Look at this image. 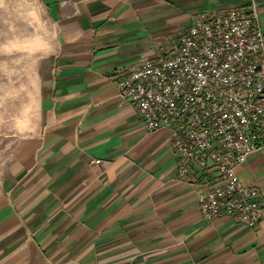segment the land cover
Returning a JSON list of instances; mask_svg holds the SVG:
<instances>
[{"label":"crops","instance_id":"1","mask_svg":"<svg viewBox=\"0 0 264 264\" xmlns=\"http://www.w3.org/2000/svg\"><path fill=\"white\" fill-rule=\"evenodd\" d=\"M39 1L56 33L0 178V264H264V213L254 225L205 217L211 173L180 174L169 130H148L116 90L121 69L202 14L253 1L264 29V0ZM235 171L264 196V147Z\"/></svg>","mask_w":264,"mask_h":264},{"label":"built area","instance_id":"2","mask_svg":"<svg viewBox=\"0 0 264 264\" xmlns=\"http://www.w3.org/2000/svg\"><path fill=\"white\" fill-rule=\"evenodd\" d=\"M116 90L148 130H169L180 174L211 173L198 192L205 217L260 220L264 196L235 171L264 147V29L253 1L202 14L158 55L121 69Z\"/></svg>","mask_w":264,"mask_h":264},{"label":"rangeland","instance_id":"3","mask_svg":"<svg viewBox=\"0 0 264 264\" xmlns=\"http://www.w3.org/2000/svg\"><path fill=\"white\" fill-rule=\"evenodd\" d=\"M55 33L39 0H0V178L33 119L34 68Z\"/></svg>","mask_w":264,"mask_h":264}]
</instances>
